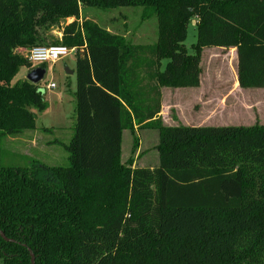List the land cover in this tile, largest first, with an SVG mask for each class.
Wrapping results in <instances>:
<instances>
[{
    "label": "trees",
    "instance_id": "1",
    "mask_svg": "<svg viewBox=\"0 0 264 264\" xmlns=\"http://www.w3.org/2000/svg\"><path fill=\"white\" fill-rule=\"evenodd\" d=\"M81 6L144 8L158 41L133 45ZM38 46L77 50L69 166L0 167V264H32L30 253L35 264H264V126L161 116L164 88L200 86L205 49H235L239 86L264 90V0H0V141L35 130L46 109L41 83L12 84ZM137 130L159 133L155 167L121 163L123 133Z\"/></svg>",
    "mask_w": 264,
    "mask_h": 264
},
{
    "label": "rangeland",
    "instance_id": "2",
    "mask_svg": "<svg viewBox=\"0 0 264 264\" xmlns=\"http://www.w3.org/2000/svg\"><path fill=\"white\" fill-rule=\"evenodd\" d=\"M82 20L96 23L133 45L152 46L158 41L156 17L143 19L144 8L122 7L104 10L81 6ZM73 20H68L71 23ZM51 31L52 38H56ZM60 40V39H56ZM197 42L196 21H190L185 46L192 54ZM25 54V51H23ZM77 54L72 52L55 64H46L41 91L45 111L37 114L36 129L19 138L0 141V167H31L39 162L48 167L69 166L68 145L76 123L75 97ZM163 63V67L166 65ZM41 65H34L39 67ZM200 86L192 89L162 90V120L165 127H253L264 126V90L242 89L237 78L235 49H205L201 58ZM72 74H68L67 72ZM28 71L21 69L12 84L26 80ZM55 85L51 90L47 87ZM35 112L34 110H32ZM138 142L135 150L134 137ZM159 133L137 130L123 133L121 163L129 167H155L158 163Z\"/></svg>",
    "mask_w": 264,
    "mask_h": 264
},
{
    "label": "built area",
    "instance_id": "3",
    "mask_svg": "<svg viewBox=\"0 0 264 264\" xmlns=\"http://www.w3.org/2000/svg\"><path fill=\"white\" fill-rule=\"evenodd\" d=\"M72 52L77 54L76 49H69L63 46H38L34 47L28 51H25V57L29 63L34 65H46V64H55L62 58L67 57ZM83 54V51H81ZM48 89H55V85L51 84L47 87Z\"/></svg>",
    "mask_w": 264,
    "mask_h": 264
},
{
    "label": "water",
    "instance_id": "4",
    "mask_svg": "<svg viewBox=\"0 0 264 264\" xmlns=\"http://www.w3.org/2000/svg\"><path fill=\"white\" fill-rule=\"evenodd\" d=\"M68 74H72L71 72H67ZM46 76V68L43 66H39L34 68L33 70H31L30 72H28L26 80L28 82H30L33 85H39L40 83H42L45 79ZM0 236L3 240H5L6 242H9L8 239L5 238V236L3 235V233L0 232ZM31 258H32V264H35V259L32 253H30Z\"/></svg>",
    "mask_w": 264,
    "mask_h": 264
},
{
    "label": "crops",
    "instance_id": "5",
    "mask_svg": "<svg viewBox=\"0 0 264 264\" xmlns=\"http://www.w3.org/2000/svg\"><path fill=\"white\" fill-rule=\"evenodd\" d=\"M109 31V30H108ZM110 33H112L111 31H109ZM53 34L54 35H56V39H61V37H62V33L61 32H59V33H56V32H53ZM52 36V35H51ZM54 38H55V36H54ZM56 88V87H55ZM76 92V91H75ZM73 95H75V93H73Z\"/></svg>",
    "mask_w": 264,
    "mask_h": 264
}]
</instances>
